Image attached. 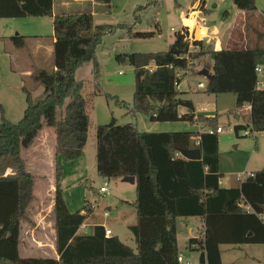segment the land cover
Segmentation results:
<instances>
[{
    "label": "trees",
    "instance_id": "16d2710c",
    "mask_svg": "<svg viewBox=\"0 0 264 264\" xmlns=\"http://www.w3.org/2000/svg\"><path fill=\"white\" fill-rule=\"evenodd\" d=\"M233 3L246 13L257 11L255 0ZM53 7V0H0V20L53 18L54 29L52 68H34L30 76L44 88L43 99L34 102L31 91L24 87L27 106L16 124L6 119L0 106V264H180L177 220L181 218L204 221L203 239H191L188 245L205 253L207 264H222L221 245H264V172L246 177L239 187L222 188L219 135L206 133L207 128H218V116H197L193 102L178 88L185 77L179 74L212 54L213 74L206 93L236 98V110L247 121L234 128L236 134L248 130L264 133V91L257 90L255 72L264 47L206 52L203 42L195 41L196 52L190 54L188 29L184 28L167 52L119 55L117 61L134 69L133 116L145 115L151 123L201 124L200 131L148 133L133 124L118 126L115 120L97 126L98 177L104 181L135 178L137 223L130 231L137 253L117 237L107 238L103 226L92 227L89 235H79L95 209L88 200L83 211L68 210L60 187L63 169L58 164L60 158L67 163L81 159L88 141L90 102L83 97V82L76 74L86 64H93L97 89L90 98L103 95L97 50L106 36L124 27L95 26L89 12L54 16ZM146 9L140 7L136 14ZM128 30L135 39L155 36ZM11 41L16 49L26 45L25 37ZM106 98L127 106L117 97ZM245 106L250 111L244 114ZM181 108L187 113L181 115ZM45 127L56 135L52 213L59 259L22 258L21 229L24 223L32 224L29 209L35 201L36 185L23 151L33 146Z\"/></svg>",
    "mask_w": 264,
    "mask_h": 264
},
{
    "label": "rangeland",
    "instance_id": "374dc122",
    "mask_svg": "<svg viewBox=\"0 0 264 264\" xmlns=\"http://www.w3.org/2000/svg\"><path fill=\"white\" fill-rule=\"evenodd\" d=\"M66 0H57V3ZM81 5L88 0H79ZM177 1V4H176ZM69 3L68 11L73 13L78 11L79 7L74 0H67ZM157 2V3H156ZM195 0H111L110 6L99 3L96 5L94 13V25H110L122 26L124 29H118L116 33L108 35L103 39L102 45L97 50L98 62L100 65V79L99 87L103 95H98L90 98L96 92V83L94 81V66L93 64H86L81 68L77 74L76 79L83 82L82 95L90 103L87 113L90 118L89 140L84 151L83 159L71 163L65 162L62 158L59 159V166L63 168L64 178H62L60 187L63 191V196L71 213L81 212L87 205L88 195L94 207L93 215L85 222L86 226L89 224H103L110 227L115 235H117L124 243L135 249L133 244V235L129 227L136 223L134 202L136 201V189H131L127 184H122L119 178L108 180L109 192L112 196H101L97 191L103 185L104 180L97 175L96 163V128L100 125H108L115 120L118 126H125L133 124L139 126L142 132L148 133H178V132H193L197 133L198 125L189 124L185 122L178 123H151L149 118L145 115L133 116L130 110L133 107V98L135 91V73L131 66L121 64L117 61L119 55H130L134 53L147 54L167 52L175 41V36L182 29V15L187 11L190 12ZM257 11L264 16V0H255ZM217 8H214V5ZM77 5V6H75ZM89 5V4H88ZM85 5L80 7L85 9ZM140 7L147 8L136 14V10ZM208 11L203 16L206 18V24L202 25L205 31L211 28L216 29V32L209 33V39L214 40L213 49L219 45V41L225 43L227 38L228 27L241 22V17L238 9L235 7L233 0H212L208 3ZM95 9V8H93ZM225 13H229L228 18H224ZM139 16L137 20L136 17ZM48 24L39 28L35 26L40 19H5L0 20V106L7 110L6 119L14 124L18 123L22 117L21 109H26V95L22 91L24 87L31 91L34 102H38L44 97V88L41 85L35 84L30 76L25 72L28 71L30 65L33 68H52V56H42L41 62L38 63L33 54L36 48V41L33 40L36 35L35 28L40 31L37 32V37H40L44 45L52 41L54 34L51 18H48ZM129 28L133 32L154 33L152 39H135L130 36ZM175 29L176 32L171 30ZM204 33V31H202ZM25 37L26 45L22 49H16L11 41L13 37ZM208 41V40H207ZM219 47V46H218ZM225 47V46H222ZM262 47V46H260ZM15 53H11L9 51ZM206 54L199 60H196L195 65L191 67V73L198 76L200 71H208L207 68H212V63ZM263 58L259 63H262ZM264 64V63H263ZM32 69L30 73H32ZM212 71V70H209ZM200 81L207 84V79L200 76ZM187 87V83L183 84ZM206 86V85H205ZM206 89L197 93L196 101L198 109L201 110L205 116H218L219 124L224 128V134L219 135V146H221L220 160L224 167H228L231 161H237L238 164L246 163L250 147H255L256 138L259 137L254 134L253 137H244L245 131H240L239 135L231 128L237 124L246 125L247 121L241 117L240 121L235 120V115H241L240 111L236 110V98L232 94L209 95ZM184 98L191 100L190 94L186 90L183 92ZM107 96L113 98L117 97L120 102H125L126 107L119 106L115 100L107 99ZM243 110L242 113H246ZM23 114V115H22ZM20 115V116H19ZM202 127L201 124H199ZM249 144V147L240 146V151H236L234 146L237 144ZM264 146V140L262 141ZM242 149H244L242 151ZM10 173V172H9ZM46 175V173H44ZM51 177H54L53 175ZM227 178L224 177V179ZM244 177H241V180ZM45 178H38L36 187V194H39V205L41 208L36 212L43 210L42 216L45 218L44 228L39 227L36 231V239L46 243L45 233L51 237V212L49 196L44 195L49 187ZM55 179V178H54ZM50 181V180H49ZM51 182V181H50ZM107 207L110 212V218H104L103 212ZM48 216V217H47ZM37 224V223H36ZM190 221L181 218L178 221V242L181 255L185 257L187 263L191 257V253L186 250L188 247ZM88 230V231H86ZM91 228L81 229V232H90ZM30 228L24 227L22 230V239L24 241V248L29 250V244L32 243ZM27 239L29 241H27ZM33 249V248H32ZM44 252H49V248H43ZM40 256L47 257V255L38 252ZM27 254H21L25 258ZM32 256V254H29ZM28 255V256H29ZM257 256L264 262V246L261 245ZM192 264H200L199 258L195 257ZM191 262V261H190Z\"/></svg>",
    "mask_w": 264,
    "mask_h": 264
},
{
    "label": "crops",
    "instance_id": "0c3cea01",
    "mask_svg": "<svg viewBox=\"0 0 264 264\" xmlns=\"http://www.w3.org/2000/svg\"><path fill=\"white\" fill-rule=\"evenodd\" d=\"M53 1H54V7H53V15L54 16L72 15L75 13L89 12L93 16V21H94V13H95L96 7H98L96 5H99V2H97L96 0H88L85 2V4H82V5H81L79 0H74V2L77 3V5H78L79 10L74 11L73 13H69V11H68V7H69L68 4L69 3L67 2V0L64 2H60V3H57V0H53ZM77 5H75V6H77ZM85 5H88V7L85 9L80 8V7H83ZM93 8H95V9H93ZM214 8H217L216 4L214 5ZM238 13L241 17V19H240L241 22H237V23H235V25H230L228 27V32L226 34L227 38L224 39L225 43H222L219 41V45H216L217 47H215L214 49L212 47L214 40L209 39V36H210L209 33L210 32L211 33L216 32V29L211 28L207 32L205 30H203L204 33H202L200 31L201 37L198 41L203 42L206 52L207 51H211V52L214 51L215 52V51L231 50V49H247V48L254 49V48H258L260 46H262L261 48L264 47V16H262L259 12L246 13V12L241 11L239 9H238ZM187 14H188V11L186 13H183V15H182L183 16L182 17V23H183L182 29L185 26V23H186V25H189L191 27L194 26L193 20L188 19V20L184 21ZM228 17H229V13H225L224 18H228ZM38 19H40L39 21H41V22H38L37 24H35V26H38L39 28H41V27H44L48 24V20H49L48 18H38ZM50 20L52 21V25H53V18H51ZM35 30H36L35 31L36 35H33L34 36L33 40L36 41V48L34 49L33 54L35 55V58L37 59L38 63H40L42 56L44 57L46 55V56H48V58H50L53 55V42H54V40L52 38V41L49 44L44 45V43L41 42L40 37H37V34H38L37 32L40 33V31H38L39 29L35 28ZM172 32H176V30L172 31ZM52 37H54V34ZM0 44H2L1 43V37H0ZM222 46H225V47H222ZM170 47H171V45H170ZM13 51L11 50L9 52L12 53ZM13 53H15V52H13ZM207 54H210V53H207ZM207 56L209 57V61L212 63V68L211 69L207 68L208 69L207 72L211 76L213 74L214 58H213L212 54L207 55ZM195 63L196 62H194L192 66H194ZM263 63H264V60H262V63H259V66H261L264 69ZM191 67L189 68V70L187 72L184 73L185 77L179 85V90L181 92H184L186 90L187 94H190L191 101L194 104L197 116H204L206 118H214V116L203 115L201 110L198 109V105H197V101H196L197 93L199 91L203 90L204 88H207V86H208V80L209 79H207L206 77L203 76L204 78L207 79V84H204L202 81H200L201 78H199L200 76H202V72H204L205 68L203 69V71H200L197 74L198 76H196V75L191 73ZM32 68H33V65H30V68L25 73L27 75H30L31 74L30 71ZM209 70H212V71H209ZM32 71H33V69H32ZM184 83L188 84L186 88L183 85ZM199 84L204 85V88L198 89ZM3 109H4V113H5V117H6L8 115L7 110L5 107H3ZM24 111H25V109H24ZM24 111H23V109H21V113L24 114ZM249 111H250V107L248 106L247 112H249ZM186 113H187L186 109H184V108L180 109L181 115H184ZM236 116L239 119H237ZM235 120L240 121L241 120L240 115H235ZM154 124H157V123H154ZM197 125H198V129H199L198 131H200V129H201L200 125L199 124H197ZM237 126H242V125L240 123V124H237ZM137 127L139 129V126H137ZM218 127H222L219 124V122H218ZM139 131H141V130L139 129ZM222 134H224V132ZM237 135H239V134H237ZM257 136H259V137L256 138L255 147L254 148L250 147L249 152L247 151L248 160L245 164L244 163L238 164L237 161L235 160V161H231V164L228 167H224L222 164V161L220 160V173L223 176V178L221 179V182H220V186L222 188L230 189V188L239 187L247 176L253 175L256 172H264V146H262V141L264 140V133L257 134ZM88 140H89V134H88ZM243 143H244V141H243ZM87 144H88V141H87ZM248 145L249 144H246V143L241 144V145L237 144L236 146H234V148L236 149V151H240V146L249 147ZM55 146H56L55 132L52 129L45 127L42 130L40 137L33 144V146H31L29 149L23 151V157L26 161L28 170L36 176L35 201L32 203V205L29 209V219L31 220L32 224L24 223V224H22V229H21L20 256H21V254H27L26 255L27 257H25V258L59 259V256H58L57 250H56V246H55L56 231H55V227H54V216L52 213L53 212V205H54V192H55V179H54L55 178V175H54ZM85 149H86V147H85ZM85 149H84V151H85ZM243 150L244 149H242V151ZM84 151H83V155H82L81 159H83V157H84ZM220 155H222L221 146H220ZM81 159H79V160H81ZM58 162H59V160H58ZM44 173H46V175H44ZM52 175L54 177H51ZM226 175H227V178L224 179V177H226ZM39 177H41V178L47 177V179H43V180H46L48 185H49V187L46 186L47 189H46V191L44 190L43 194L46 196L47 195L49 196V200H50L49 202L51 204L50 205L51 212H49L48 216L51 215V222L53 223V227L51 228V232H50L51 237H49L45 233L46 243L42 242L39 239H36V235H35V233L39 229V227L43 226L44 222H45V218L42 216L43 210H40L39 213H36L41 208V205H39V203H38L40 200L39 194L38 193L36 194V187L38 184V178ZM241 177H244V178L241 180ZM63 178H64V172H63ZM116 181H121L122 184L129 185L131 187V189L134 190V192H135V189H136L135 184L132 185V184L126 183V182H124V179H120V180H116ZM89 196H90L89 199L92 198L90 194H89ZM110 196H112V195L110 194L108 197H110ZM104 212H107L109 214V216L107 217V219H109L110 218V212L107 211V207L104 209ZM104 212H103V214H104ZM135 213H136V211H135ZM135 220L137 223V214L135 216ZM187 220L190 221V223H191L190 229H189V232H190L189 236L190 237H189L188 241H190L191 239H196V240L201 241L205 235L204 221L202 219H199V218H190ZM178 221H179V219L177 220V224H178ZM136 223H134V225H131L129 227V229L131 227L135 226ZM26 226H28L30 228L28 235L30 234L31 240H32V243L29 244V246H30L29 250H27L23 247L24 246L23 243L25 240L22 239V237H23L22 236V230ZM95 226H103V227H107L108 229L112 230L107 225H103V224H99V223L98 224H89V226H86L84 224L81 227V229L92 228ZM81 229L79 231V235H89L91 232L90 231V232H84L83 233V232H81ZM43 231L46 232L44 226H43ZM86 231H88V230H86ZM178 235L179 234H178V227H177V240H178ZM113 236L117 237L124 245L129 247L134 253H137V244L135 242L134 236H133L132 242L134 244L135 249L130 247L127 243H124L117 235H115L114 231H113ZM27 241H29V240L27 239ZM262 246H264V245H262ZM260 247H261V245H239V246L221 245L220 246V253H221L222 264H264V262L257 256V252L260 250ZM43 248H49L50 251L44 252V251H42ZM178 248H179V242H178ZM195 248L196 247L193 246L192 249H190L189 245L186 248V250H188L191 253V257L189 258V261L187 263H185L186 259H185V257H183L181 255V252L179 249L180 258L183 259V262L180 264H188V263L192 264V262H194L193 260L195 257L199 258V261H200V257H201L202 252L194 251ZM39 251L41 253L47 255V257L40 256L38 253ZM29 254H32V256ZM206 264H207V260H206Z\"/></svg>",
    "mask_w": 264,
    "mask_h": 264
},
{
    "label": "built area",
    "instance_id": "2783aa9c",
    "mask_svg": "<svg viewBox=\"0 0 264 264\" xmlns=\"http://www.w3.org/2000/svg\"><path fill=\"white\" fill-rule=\"evenodd\" d=\"M209 1H212V0H195L192 9L190 10V12H188V14L184 20V21H186L188 19H191L194 21L193 27L186 25V23H185V26L183 27L184 29H188V38H189V43H190L189 53L190 54L196 52V48L193 45V43L196 41L195 36H194L195 29L197 27H199L201 32L203 30H205L204 28H202V25L206 24L207 20L203 16L208 11L207 6H208ZM172 31H175V29H172ZM255 72L257 75V84H256L257 90L264 91V69L258 65L255 69ZM182 74H184V73H180L179 76H181ZM178 88H179V86H178ZM203 88H204V85H202V84L198 85V89H203ZM247 108H248V106H245L244 110H247ZM231 131H235V129L231 128ZM223 132H224V129L222 127H218L217 129H213V128H207L206 129V133L209 135H220ZM253 136H254V133H252L251 130L244 132V137H253ZM177 157H179V155H177ZM250 176H253V175H249L247 177H250ZM98 193L101 196H109L110 195L109 183L107 180H105L103 182V185L98 190ZM95 203L96 202H94V208H95ZM103 216H104V218H107L109 216V214L107 212H104ZM104 228H105V236L107 238L113 237V231L108 229L107 227H104ZM178 262L182 263L183 259L179 257ZM188 264H190V263H188Z\"/></svg>",
    "mask_w": 264,
    "mask_h": 264
},
{
    "label": "water",
    "instance_id": "95a60500",
    "mask_svg": "<svg viewBox=\"0 0 264 264\" xmlns=\"http://www.w3.org/2000/svg\"><path fill=\"white\" fill-rule=\"evenodd\" d=\"M194 33H195L194 34L195 39H196V41H198L200 39V37H201L199 27H197L195 29V32ZM202 76L206 77L207 79L210 78V75L208 74L207 71L202 72ZM236 118L239 119L237 116H236ZM124 182L134 185L135 184V178H133V177L124 178ZM89 197L90 196L88 195V199H89ZM200 264H206V254L205 253H202L201 254Z\"/></svg>",
    "mask_w": 264,
    "mask_h": 264
},
{
    "label": "bare ground",
    "instance_id": "6f19581e",
    "mask_svg": "<svg viewBox=\"0 0 264 264\" xmlns=\"http://www.w3.org/2000/svg\"><path fill=\"white\" fill-rule=\"evenodd\" d=\"M191 23V22H190Z\"/></svg>",
    "mask_w": 264,
    "mask_h": 264
}]
</instances>
